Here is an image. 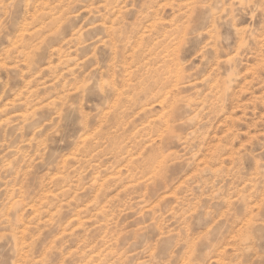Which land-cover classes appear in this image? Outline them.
<instances>
[{"label":"rangeland","instance_id":"1","mask_svg":"<svg viewBox=\"0 0 264 264\" xmlns=\"http://www.w3.org/2000/svg\"><path fill=\"white\" fill-rule=\"evenodd\" d=\"M0 264H264V0H0Z\"/></svg>","mask_w":264,"mask_h":264}]
</instances>
